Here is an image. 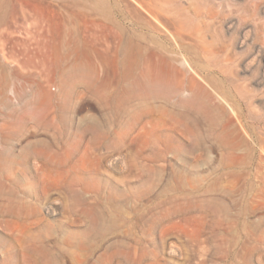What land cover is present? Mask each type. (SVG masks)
Here are the masks:
<instances>
[{"label":"rangeland","instance_id":"1","mask_svg":"<svg viewBox=\"0 0 264 264\" xmlns=\"http://www.w3.org/2000/svg\"><path fill=\"white\" fill-rule=\"evenodd\" d=\"M172 5L245 94L196 147L127 101L135 0H0V264H264V0Z\"/></svg>","mask_w":264,"mask_h":264},{"label":"bare ground","instance_id":"2","mask_svg":"<svg viewBox=\"0 0 264 264\" xmlns=\"http://www.w3.org/2000/svg\"><path fill=\"white\" fill-rule=\"evenodd\" d=\"M173 1L175 0H158L157 2L151 0L144 3L135 0L145 14L135 8L131 9L135 23L131 34L123 40L121 47L122 72L120 77L129 80L131 83L132 93L127 101L133 100L145 103L152 132H165L170 135L169 141L172 139L179 144L180 140H176L173 134L176 132L187 134L191 145L196 147L200 144L201 139L195 133L198 124L191 118L203 113L212 123L216 105H219V103L215 105L214 95L222 103L229 105L228 96L222 92L224 90L220 89V85L228 86L242 98L245 94H243L241 84L236 77L234 79L231 76L234 61L229 57H225L223 63L214 62V53L211 46L205 43L204 38L199 35V38H194L195 34L189 30L186 22L178 19L179 8L173 7ZM141 14L147 15L148 19L145 16L143 18ZM243 65H239L242 71L246 68ZM245 65L247 64L245 63ZM75 72L77 73V69L72 74L75 75ZM215 74H218L219 80L215 78ZM249 104L253 105L251 102ZM229 120L231 121V119ZM230 121L229 123L225 122V124H231ZM209 128L213 131L211 124ZM215 128L217 129L218 126H215ZM231 130L233 131L229 130L230 133L228 134L226 131L225 136H227L229 143L234 146L237 143L235 140L240 138L237 136V131ZM211 135L210 137L217 136L215 134ZM257 179L246 181L245 185L243 184L244 187H249L256 193H263L264 180L263 178ZM25 246L32 248L33 245L32 242L28 245L27 240Z\"/></svg>","mask_w":264,"mask_h":264}]
</instances>
